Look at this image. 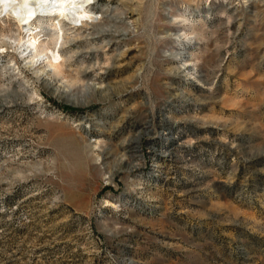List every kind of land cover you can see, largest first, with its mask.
<instances>
[{
  "label": "rangeland",
  "instance_id": "1",
  "mask_svg": "<svg viewBox=\"0 0 264 264\" xmlns=\"http://www.w3.org/2000/svg\"><path fill=\"white\" fill-rule=\"evenodd\" d=\"M87 11L0 10V264H264V0Z\"/></svg>",
  "mask_w": 264,
  "mask_h": 264
},
{
  "label": "bare ground",
  "instance_id": "2",
  "mask_svg": "<svg viewBox=\"0 0 264 264\" xmlns=\"http://www.w3.org/2000/svg\"><path fill=\"white\" fill-rule=\"evenodd\" d=\"M92 1L93 0H0V10L1 12L6 11V13L10 15H15L17 17L16 19H19L20 24L27 27L30 37L27 42H25V45L27 49L32 52V60L29 64H36L35 58L42 57L47 62L48 68L50 67L55 75L60 76L63 72V64L61 63L62 55L55 51V49L52 50L50 48V43L55 44L56 47L59 43H64L65 37L67 36L64 27L65 20L70 19L78 22L77 24H84L87 19L92 18L87 11V6ZM56 20H58L57 23L55 22ZM37 22L41 25L51 24L50 27L53 33L49 35V39L40 40L39 35L43 29L35 31L37 27L34 28V25H36ZM77 29H81V27ZM77 35H80V32H78Z\"/></svg>",
  "mask_w": 264,
  "mask_h": 264
}]
</instances>
